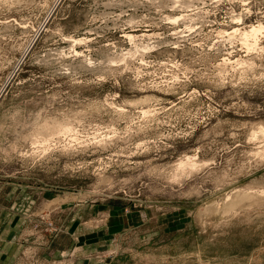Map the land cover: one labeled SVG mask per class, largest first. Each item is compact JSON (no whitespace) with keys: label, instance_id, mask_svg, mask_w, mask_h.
Returning <instances> with one entry per match:
<instances>
[{"label":"rangeland","instance_id":"1","mask_svg":"<svg viewBox=\"0 0 264 264\" xmlns=\"http://www.w3.org/2000/svg\"><path fill=\"white\" fill-rule=\"evenodd\" d=\"M250 5L241 29L264 19L262 0ZM233 10L0 0V264H264V137L249 142L264 125V81L237 67L249 64L239 37L219 33ZM181 74L191 83L147 87ZM112 97L156 115L129 132ZM63 124L72 131L58 135ZM237 193L248 196L223 215Z\"/></svg>","mask_w":264,"mask_h":264},{"label":"snow or ice","instance_id":"2","mask_svg":"<svg viewBox=\"0 0 264 264\" xmlns=\"http://www.w3.org/2000/svg\"><path fill=\"white\" fill-rule=\"evenodd\" d=\"M208 2L211 4L213 8H216L218 6H221V0H208ZM229 2L232 5V8L234 9L231 14L230 20L226 19L223 21L224 24H227L230 26L231 32L234 34L233 38H238L241 36V26H245V16L251 17L252 16V11L251 5H250V0H240L241 6H242V11L240 12L239 15H237V12L235 11L237 7V0H229ZM262 4H264V0H262ZM224 7H227V4L223 5ZM172 7H180L179 4H174ZM201 7H204V5H201ZM182 17H177L175 19H171L166 21V23L176 25L179 20H181ZM259 20L258 23H250V26L244 27L243 33H242V39H240V43L244 46V49L246 51L244 52V55L249 57V64L247 66L240 64L237 65V67L240 68H245L247 67L248 70H250V76L253 79L261 80L264 81V19H261L260 17H257ZM194 29H188V32H193ZM183 35L187 36V33H182ZM172 35H175V32L172 33ZM223 36H228V32H222ZM65 39H68V37H65ZM129 41H131V37L128 38ZM77 43H82L81 41H78ZM213 43H216L213 41ZM171 47L174 49L179 50L181 45L179 42H175L171 44ZM196 47H199V45H196ZM235 50V49H233ZM143 51H149V49L145 48ZM79 55V53H78ZM231 55V53H229ZM139 53H135L131 55L132 60L138 59ZM255 57H259V59L262 61V63L258 66L255 63H253V59ZM225 60L228 63L236 64L235 60L229 61L227 57H225ZM89 65H91V61L88 62ZM124 60H120L119 64H124ZM140 64H145L144 59L139 60ZM166 63V62H165ZM113 64L115 65L116 62L113 61ZM173 68H178V64H172L171 65ZM259 67L261 74L259 76H254L251 75V73H254L256 68ZM235 70V69H234ZM186 71H189L186 69ZM169 75V73H165V76ZM103 79V77H101ZM137 79L139 80L140 77L137 76ZM196 79L200 80L202 77H197ZM243 79V77H242ZM191 83L189 81V78L187 75H179V76H173L171 80H164V81H159L158 83H151L148 84L147 87L150 88H158L160 90H163L164 87L171 88L173 86H180L182 84L186 85ZM197 87L198 86H193L192 92L197 93ZM144 89H141V92H143ZM119 93H117V96ZM135 95V94H134ZM113 103L108 104V101L105 100V104H108L110 108L113 109L114 114H119L121 117H127L131 121V125L129 126V132H136V131H143L147 127V119L150 116H155L156 113L154 111H148L146 109H143V105L146 103H149L147 100H126L124 104H119V101L116 100V97H112ZM119 105V106H118ZM135 109L136 112H139V116H136L135 114H132L131 116H128L132 110ZM144 122V123H142ZM139 126L138 129L133 128L132 126ZM58 135H61L62 133H57ZM127 134V133H126ZM117 134L113 131V135L109 136L107 139L111 140L113 136H116ZM264 137V125H261L259 133H257L255 130L253 131L252 135L249 137V142L250 143H255L257 142V136ZM35 147V145H33ZM139 147V145H137ZM262 151H264V145H261ZM250 155H253L250 153ZM256 159L258 160H264V155H261L260 153L254 154ZM251 163V161H249ZM180 167H183V164L180 165ZM259 195L264 197V188L261 189L259 192Z\"/></svg>","mask_w":264,"mask_h":264},{"label":"bare ground","instance_id":"3","mask_svg":"<svg viewBox=\"0 0 264 264\" xmlns=\"http://www.w3.org/2000/svg\"><path fill=\"white\" fill-rule=\"evenodd\" d=\"M175 18H177V17H173L172 19H175ZM243 30L244 29H241V36L239 37V39H242V33H243ZM222 32H227V31H225V30H220L219 31V33H221L222 34ZM229 33V37L230 36H234V34L231 32V31H229L228 32ZM127 37L129 38V37H131L132 39H131V41L134 39V36L133 35H130V34H128L127 35ZM69 40L70 41H73V42H78V41H81L82 39L81 38H79V39H75V38H69ZM151 46H146V48H150ZM224 61H225V58L223 59ZM58 133H62V134H65V133H68V132H70V131H72V128L70 127V126H68V125H59L58 127H57V130H56ZM55 131V132H56ZM43 142H46V139H44L43 140ZM263 154H264V152H263ZM181 164H183V165H186V164H188V165H194V164H192L191 163V160H190V158L189 157H187L186 159H185V161H180L179 162V166L181 165ZM248 195H247V193H237V194H234V196H232L233 198L231 199H228L227 198V200H226V202H225V204L221 207V209H219V210H222L223 211V215H225L228 211H231L232 209H234V207H237L236 205H237V203L239 202V201H241L242 199H244V198H246ZM213 207H215L216 208V206H213ZM212 207V208H213ZM218 207V206H217ZM211 207H210V209H212ZM215 208H213V209H215ZM209 209V210H210ZM218 209V208H217ZM214 212H215V210H214ZM216 212H218V210H216ZM219 212H221V211H219ZM226 212V213H225ZM221 214H222V212H221Z\"/></svg>","mask_w":264,"mask_h":264}]
</instances>
